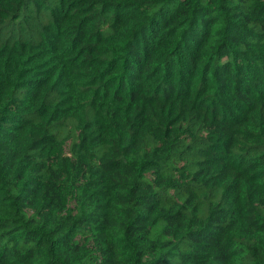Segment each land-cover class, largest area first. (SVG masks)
Listing matches in <instances>:
<instances>
[{
    "label": "trees",
    "instance_id": "16d2710c",
    "mask_svg": "<svg viewBox=\"0 0 264 264\" xmlns=\"http://www.w3.org/2000/svg\"><path fill=\"white\" fill-rule=\"evenodd\" d=\"M0 264H264V0H0Z\"/></svg>",
    "mask_w": 264,
    "mask_h": 264
}]
</instances>
